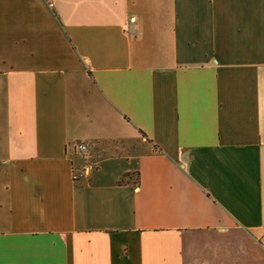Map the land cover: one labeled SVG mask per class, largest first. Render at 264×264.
Here are the masks:
<instances>
[{
  "label": "crops",
  "instance_id": "0c3cea01",
  "mask_svg": "<svg viewBox=\"0 0 264 264\" xmlns=\"http://www.w3.org/2000/svg\"><path fill=\"white\" fill-rule=\"evenodd\" d=\"M262 242L264 0H0V264H264Z\"/></svg>",
  "mask_w": 264,
  "mask_h": 264
},
{
  "label": "built area",
  "instance_id": "2783aa9c",
  "mask_svg": "<svg viewBox=\"0 0 264 264\" xmlns=\"http://www.w3.org/2000/svg\"><path fill=\"white\" fill-rule=\"evenodd\" d=\"M73 153L84 157L88 150V145L84 142H75L71 145ZM91 164H88L87 168H75L72 169V181L74 183H80L85 178V172L91 169ZM264 245V242H262Z\"/></svg>",
  "mask_w": 264,
  "mask_h": 264
}]
</instances>
